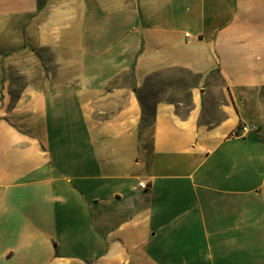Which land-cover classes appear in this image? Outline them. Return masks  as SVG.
Wrapping results in <instances>:
<instances>
[{
    "label": "crops",
    "instance_id": "crops-1",
    "mask_svg": "<svg viewBox=\"0 0 264 264\" xmlns=\"http://www.w3.org/2000/svg\"><path fill=\"white\" fill-rule=\"evenodd\" d=\"M263 88L264 0H0V264H264Z\"/></svg>",
    "mask_w": 264,
    "mask_h": 264
},
{
    "label": "rangeland",
    "instance_id": "rangeland-1",
    "mask_svg": "<svg viewBox=\"0 0 264 264\" xmlns=\"http://www.w3.org/2000/svg\"><path fill=\"white\" fill-rule=\"evenodd\" d=\"M25 61V60H24ZM24 63V62H23ZM11 75L17 77L16 80L14 81H10L8 86H3V92L6 91L9 93V97H10V101H11V105H14L18 99L21 97V95L23 94V92L25 91V88L27 86V83L29 81H25V70L23 69H14L13 71H10ZM36 73V71H35ZM215 80H217V82H220L219 78L216 76ZM5 98V97H4ZM179 99L182 101V103L184 104L183 106V110L186 108L187 104H188V98L186 96H181L179 97ZM261 103H262V108H263V116H262V120H261V124H260V128L264 130V88L261 91ZM151 104L154 102L149 101ZM148 103V104H150Z\"/></svg>",
    "mask_w": 264,
    "mask_h": 264
},
{
    "label": "trees",
    "instance_id": "trees-1",
    "mask_svg": "<svg viewBox=\"0 0 264 264\" xmlns=\"http://www.w3.org/2000/svg\"><path fill=\"white\" fill-rule=\"evenodd\" d=\"M149 101L143 102V118L141 122V128L146 129L154 124L155 121V103H150Z\"/></svg>",
    "mask_w": 264,
    "mask_h": 264
},
{
    "label": "built area",
    "instance_id": "built-area-1",
    "mask_svg": "<svg viewBox=\"0 0 264 264\" xmlns=\"http://www.w3.org/2000/svg\"><path fill=\"white\" fill-rule=\"evenodd\" d=\"M251 130H255V128H249L247 126H241L233 133V136H235V137L243 136V135L247 134ZM140 185L144 189L148 188V185L145 184V183H141Z\"/></svg>",
    "mask_w": 264,
    "mask_h": 264
}]
</instances>
